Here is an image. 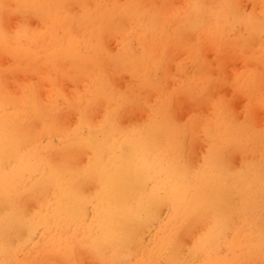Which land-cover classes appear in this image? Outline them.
Returning <instances> with one entry per match:
<instances>
[{
  "label": "bare ground",
  "instance_id": "1",
  "mask_svg": "<svg viewBox=\"0 0 264 264\" xmlns=\"http://www.w3.org/2000/svg\"><path fill=\"white\" fill-rule=\"evenodd\" d=\"M176 1L0 0V264H264V0Z\"/></svg>",
  "mask_w": 264,
  "mask_h": 264
},
{
  "label": "rangeland",
  "instance_id": "2",
  "mask_svg": "<svg viewBox=\"0 0 264 264\" xmlns=\"http://www.w3.org/2000/svg\"><path fill=\"white\" fill-rule=\"evenodd\" d=\"M119 2L120 3H124V2H126V0H119ZM177 3L179 2L178 0L176 1ZM249 2H247V3H245L247 6H246V8L245 9H243L242 7L243 6H245V4H241V5H243V6H241L240 7V10H241V13L242 14H248L249 12H250V8H252V7H250L249 6V4H248ZM77 5H78V3H74L72 6H75V8L74 9H76L77 8ZM176 5V6H175ZM174 6H172L171 7V9H173V10H175L176 8H177V6H178V4H175ZM252 5V4H251ZM249 7V8H248ZM247 12H246V11ZM9 14V16H7ZM17 16V17H16ZM9 17V18H8ZM11 17V18H10ZM12 17H13V20L14 19H16V22L14 23V24H16L17 23V26L22 22V17L21 16H19V15H16V14H13V13H7L6 15H5V17L3 18V23H2V28H3V30H4V32L5 33H7V34H9V30L11 29V33L15 30V28L17 27L16 25H13L12 26V24H10V23H12V21L10 22L9 20L11 19L12 20ZM8 18V19H7ZM19 20H18V19ZM28 18V17H27ZM31 21H30V20ZM27 20V21H26ZM7 21H8V25H7ZM19 21H20V23H19ZM24 21L26 22H24L25 24H27L31 29H34V28H37V26L39 25V22L37 21V19L36 18H32V17H30V18H28V19H26V18H24ZM32 21H34L35 22V24L32 22ZM36 21L38 22V23H36ZM14 22V21H13ZM29 22V23H28ZM30 22H32L33 24V26H31V23ZM10 27L9 29L8 28H6V27ZM12 27H13V29H12ZM7 30H8V32H7ZM240 31V29H238V30H235V32H239ZM114 37V38H113ZM111 38V40H108L107 39V41H106V47L108 46H112L113 48H115V46H116V49H113L112 47L110 48V49H108V50H111L112 49V51L111 52H115L116 50H117V48H118V44H119V40L120 39H118V36L117 35H114V36H112V37H110ZM109 38V39H110ZM112 38H113V40H112ZM108 41H109V43H108ZM108 43V44H107ZM115 44V45H114ZM114 45V46H113ZM205 49L207 50V52L209 53V55H208V53L205 51ZM205 49H202V51H201V54H202V56H203V54L205 55V57H204V59L209 63V64H211V65H213V64H215L216 65V62L214 63V61H216L215 60V57H216V50L215 49H213V48H206L205 47ZM203 50L205 51V53L203 52ZM209 50H211V52L209 51ZM0 54H3V53H0ZM185 54H181V58H180V56H179V58H177V61L176 60H173V57H172V59H171V62H170V64H169V66H168V74L171 76L170 78H172V77H174V76H176L177 77V72H176V69H177V66H178V62H180L179 60H183L184 59V56ZM3 57H1V55H0V57L1 58H4V59H7V61L5 60V62H6V64L4 65L3 63H4V60L3 59H0L1 60V64H2V66L4 65V67H2L1 65H0V70H1V72H3V74H2V82L4 81V83H3V85H4V90L6 91V93L8 94V93H11V91L14 89V91L16 92V90L18 91V89L17 88H20V87H22V85H24L26 82H27V80L29 79V81L30 80H33L32 78V76H31V74L30 73H28V72H26V71H15V73L14 72H5L6 70L5 69H7V68H9L11 65H12V63H13V58H12V56L11 55H9V54H4V55H2ZM5 56H7V57H5ZM183 56V57H182ZM208 56V57H207ZM211 58V59H210ZM8 59H9V61H8ZM235 60V59H234ZM3 61V62H2ZM11 61V62H10ZM174 61H176V62H174ZM184 62H183V68H184V70H189L190 68H189V66H188V64H187V62L185 61V60H183ZM213 61V62H212ZM228 61H231V59L230 58H228ZM227 61V62H228ZM235 61H237V60H235ZM239 61V60H238ZM236 62V65L237 66H235V67H232V66H234V65H232V64H234L233 62L231 63V62H229V63H227L226 61H225V64H228V65H221V67L218 69V73L220 74L221 73V75L222 76H220L219 74V77H221L223 80H227L228 78L230 79L238 70H240L241 68H243V66H244V62L243 61H241V62ZM241 63V64H240ZM11 64V65H10ZM239 64H240V66H239ZM185 65V66H184ZM6 66V67H5ZM174 68H173V67ZM242 66V67H241ZM231 67V68H230ZM236 67H237V71H236ZM222 68H224L223 70H222ZM228 68H229V70L232 72V73H230L229 72V70H228ZM232 68L233 69H235V71L233 70L232 71ZM173 71H172V70ZM17 73V74H16ZM233 74L231 77H230V75H228V74ZM6 74L9 76V78H8V80L6 79V78H4L5 76H6ZM14 74V75H13ZM30 74V75H29ZM216 74V73H215ZM125 74H122V78L123 77H125V78H123V79H125L124 81H123V79L120 81V78H121V75L119 76V77H117V79H119L118 81H120V82H125L126 80H128L127 82H125L126 83V85H125V83H124V86H123V88L124 89H126L127 87H129L130 86V83H128V82H130L131 81V79H130V77L127 75V78H126V76H124ZM227 75V76H226ZM30 76H31V78H30ZM226 76V77H225ZM11 77V78H10ZM128 77H129V79H128ZM10 79V80H9ZM17 80V81H16ZM8 81H9V83H8ZM10 81H11V83L12 84H10ZM6 82H7V84H10V85H7L6 86ZM68 82V83H67ZM70 81H65L63 84H62V90L65 92L66 91V89L69 91V92H65L66 94H68L69 93V95H71V90H72V92L74 93V91H78V90H75L76 89V87H74V83H69ZM117 82V81H116ZM120 82L118 83L119 85H120ZM84 83V81H80V83L77 85V84H75V86H77L78 88H80V86H81V89H82V84ZM116 83V84H117ZM123 83L121 84V85H123ZM69 84V85H68ZM72 84V86L70 87V85ZM67 85V86H66ZM119 85H117V87L119 88L120 86ZM224 86V88L226 87H228L227 89L225 88V90L223 89L222 90V88L220 87V89L222 90V93L221 92H219V91H221L220 89H219V91H218V88L216 89V91H215V95H224L225 96V94L226 93H230L231 94V91L229 92V90H230V87L228 86V84L226 83V84H224L223 85ZM11 88V90L9 91V88ZM46 87V88H45ZM71 88V90H70V88ZM43 88L45 89V90H48V88H47V85L46 84H43ZM16 89V90H15ZM121 89H122V87H121ZM80 90V89H79ZM227 90H228V92H227ZM81 91V90H80ZM223 91H226V92H223ZM79 92V91H78ZM227 95V94H226ZM232 95V94H231ZM229 95H227L226 97H228ZM152 98V97H151ZM242 98V97H241ZM153 99V98H152ZM213 99H215V97L213 96ZM238 101V100H241V99H239V97H236L235 99H232V101H231V103H232V106H236L235 104L236 103H234L235 101ZM149 101H151L150 100V97H149ZM180 101H182V100H180ZM180 101H178V102H180ZM183 101H184V103H183ZM182 102H180V103H183L185 106H186V111L185 110H183V109H185V106L184 105H181V104H179V105H176V103H175V106H174V118H175V120L178 122L179 121V123H181V121L184 119V121H182V123L181 124H186L187 122H190V121H194V120H196L197 118H199V115L200 114H202V115H200V117L201 116H203V115H205V114H207L206 112H208V111H206V109L208 110V108H207V106H205V105H203V104H197V103H193V102H190V105L188 104V103H186L187 101H185V100H183ZM177 102V103H178ZM243 102H245V100L244 99H242L241 101H238L237 103H238V105H237V108H235V107H233V109L235 110V109H237V111L235 110V112L236 113H239L238 115L240 116L241 114H242V111H243V108L242 109H240V105H243ZM186 103V104H185ZM233 103H234V105H233ZM241 103V104H240ZM194 106H193V105ZM240 104V105H239ZM177 106V107H176ZM178 106H179V108H178ZM182 106H184V107H182ZM190 106V108L192 107L194 110L196 109V108H198L197 110H199V112H194V113H192V112H190L189 111V107ZM244 106H245V103H244ZM195 107V108H194ZM204 107V109H202ZM243 107V106H242ZM182 109V111H180V110H178V109ZM137 110V111H136ZM141 110V111H140ZM193 110V111H194ZM197 110H195V111H197ZM239 110V111H238ZM139 111H140V113H139ZM180 113H179V112ZM189 111V112H188ZM201 111L203 112V113H201ZM206 111V112H205ZM183 112H184V115H186V114H188V113H191L190 114V116H189V114H188V118L187 117H185L184 118V116H182V114H183ZM188 112V113H187ZM137 113H139V115L142 113V117H143V113H144V111L141 109V108H139V107H135V108H133L129 113H128V115H126V117L123 119V122H124V125L125 124H127V125H129V124H131L132 123V125H139L140 123H141V121L139 120V118H141V116L138 118L137 116H136V118H135V115H137ZM197 113V114H196ZM200 113V114H199ZM241 113V114H240ZM255 113V112H254ZM67 114V115H66ZM145 114V113H144ZM180 114V115H179ZM256 114V116H255V119H254V117H253V121H254V123H255V125H256V122H258L259 124L260 123H262L263 124V120L262 119H264L263 118V116H264V113H260V111L258 112L257 111V113H255ZM254 114V115H255ZM259 114V115H258ZM75 115V114H74ZM134 115V116H133ZM138 115V116H139ZM195 115V116H194ZM72 116H73V114L72 113H65V119H63V124H65L64 126L66 127H69V126H71V124H73V122H75L76 121V119H77V114H76V116H73V118H72ZM99 116H100V114L98 113L97 115H95V119H98L99 118ZM181 116H182V118H181ZM260 116V117H259ZM131 117H133L134 118V120H136L135 122H134V120H132V118ZM179 117V118H178ZM70 118H71V120H70ZM128 118V119H127ZM144 118H145V116H144ZM191 118V119H190ZM196 118V119H195ZM261 118V119H260ZM72 119H74V120H72ZM180 119H182L181 121H180ZM258 119H260V121L258 120ZM130 120V121H129ZM137 120H139V122L137 121ZM142 120H144V119H142ZM256 120H258V121H256ZM94 121H96V120H94ZM127 123H126V122ZM132 121V122H131ZM263 121V122H262ZM70 122V123H69ZM68 123V124H67ZM257 125V126H261V124L260 125ZM201 147L202 146H200V144L199 145H197V146H195L194 148H193V150H192V154L193 155H195L196 157L198 156H200L202 153H203V150H200L201 149ZM197 148V149H196ZM202 148H204V147H202ZM196 150H199V151H196ZM197 152V154H196V152ZM205 151V150H204ZM199 152H201V153H199ZM235 159L238 161V158H236L235 157ZM235 159H234V161H235ZM237 161H235L236 163H237ZM238 164V163H237ZM163 215H164V212L162 213ZM90 263V261L88 260V261H86V263ZM61 264H63L62 262H60ZM60 263H56V264H60ZM85 263V264H86ZM92 264H95V263H93V262H91ZM90 263V264H91ZM83 264H84V262H83Z\"/></svg>",
  "mask_w": 264,
  "mask_h": 264
}]
</instances>
